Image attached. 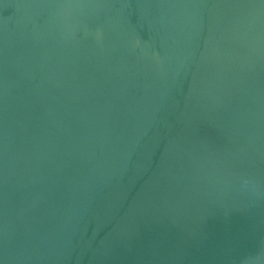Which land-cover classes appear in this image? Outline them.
Wrapping results in <instances>:
<instances>
[{"label":"water","instance_id":"water-1","mask_svg":"<svg viewBox=\"0 0 264 264\" xmlns=\"http://www.w3.org/2000/svg\"><path fill=\"white\" fill-rule=\"evenodd\" d=\"M0 264H264V0H0Z\"/></svg>","mask_w":264,"mask_h":264}]
</instances>
